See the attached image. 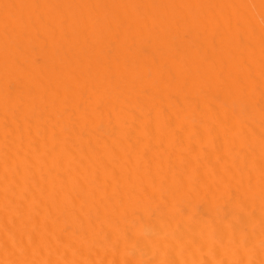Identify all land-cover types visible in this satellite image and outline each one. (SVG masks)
<instances>
[{"label": "bare ground", "instance_id": "1", "mask_svg": "<svg viewBox=\"0 0 264 264\" xmlns=\"http://www.w3.org/2000/svg\"><path fill=\"white\" fill-rule=\"evenodd\" d=\"M8 1L0 264H264V0Z\"/></svg>", "mask_w": 264, "mask_h": 264}, {"label": "rangeland", "instance_id": "2", "mask_svg": "<svg viewBox=\"0 0 264 264\" xmlns=\"http://www.w3.org/2000/svg\"><path fill=\"white\" fill-rule=\"evenodd\" d=\"M121 0H77V21H85L88 19H92L97 23H106L102 29H107L111 26V23L114 19L122 18V10L120 9ZM138 1V0H133ZM11 1L8 0H0V22L6 18H10V13L8 11H4V4L9 5ZM53 4L57 3L58 0H51ZM27 6H30L27 9L30 17L33 18L35 15L39 13H43L44 11H32L31 0L26 1ZM74 13V12H73ZM37 17V16H36Z\"/></svg>", "mask_w": 264, "mask_h": 264}]
</instances>
